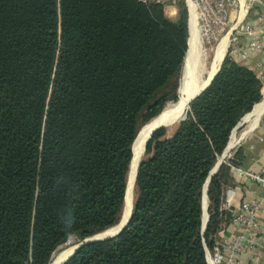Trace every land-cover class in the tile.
Here are the masks:
<instances>
[{"label":"trees","instance_id":"16d2710c","mask_svg":"<svg viewBox=\"0 0 264 264\" xmlns=\"http://www.w3.org/2000/svg\"><path fill=\"white\" fill-rule=\"evenodd\" d=\"M177 8L170 18L138 0H0V264H49L71 236L118 223L137 133L178 97L188 13ZM260 100L255 74L226 55L174 132L147 141L124 228L63 264H207L241 150L205 186L204 230L203 186Z\"/></svg>","mask_w":264,"mask_h":264},{"label":"built area","instance_id":"2783aa9c","mask_svg":"<svg viewBox=\"0 0 264 264\" xmlns=\"http://www.w3.org/2000/svg\"><path fill=\"white\" fill-rule=\"evenodd\" d=\"M138 1L162 5L165 15L170 18L176 17L177 5L184 3L188 13V33L190 19L193 17L194 27L199 29L202 41L213 43L216 47L226 37L224 56L229 53L234 62L246 66L255 74L261 83V100L258 103L264 99V0ZM243 117L231 131L227 147L217 159L220 164L232 158L247 138L248 132L245 130L237 132L241 124L246 123ZM230 166L237 176L245 177L257 186L258 195L243 198L237 207L231 209L228 220L232 227L231 234L214 246L213 255L208 250L206 255L213 256V264H264V163L257 171ZM232 197L230 193L229 199ZM252 255V262L243 260Z\"/></svg>","mask_w":264,"mask_h":264},{"label":"bare ground","instance_id":"6f19581e","mask_svg":"<svg viewBox=\"0 0 264 264\" xmlns=\"http://www.w3.org/2000/svg\"><path fill=\"white\" fill-rule=\"evenodd\" d=\"M188 39V51L183 62L177 100L175 102L168 103L157 117L144 126L140 135L134 141L132 148L133 157L128 169L126 196L122 213L123 217L114 226L104 229V231L94 235L95 238H101L114 234L128 218L133 206L136 167L144 155V143L150 130L159 124H164L165 120L168 121V119H171L174 121L176 118H179L188 108L190 98L200 91L204 86H206L213 74L218 70L227 46L226 37H223L214 48L212 60L210 62V67L207 71V74L203 72L204 68L202 65L203 53L200 43V40L202 42V38L199 29L194 27L193 17H191L189 23ZM261 102L260 104L258 103V105L256 104V107L254 106L253 111H251L252 113L249 112V115L246 114L247 116H244L243 121L248 124L247 129L251 128L255 124L257 117L264 111V101L262 103ZM231 142L232 140L229 142L228 148H230ZM202 209V221L204 223L206 220L205 214L207 210L205 186L203 188ZM74 248L75 246L68 247L56 255V257L53 259V262H56L54 264H60L63 262L72 253ZM207 263L213 264V260L210 256H207Z\"/></svg>","mask_w":264,"mask_h":264},{"label":"crops","instance_id":"0c3cea01","mask_svg":"<svg viewBox=\"0 0 264 264\" xmlns=\"http://www.w3.org/2000/svg\"><path fill=\"white\" fill-rule=\"evenodd\" d=\"M260 115L257 117L255 124L251 128L247 129L248 126L245 128V132H248L247 138L237 149L241 150L240 157H242L241 160H239V166L242 168H249L254 171L259 170L261 165L264 163V111ZM230 176L232 179L231 182L227 186H225L226 188H228V192L226 196H224V203L228 208L230 207L231 209H233L237 207L239 202L245 197H257L258 188L252 181L245 177L237 176V174L232 169H230ZM230 193L233 194L231 200L227 198ZM224 225L225 228L222 227L215 237V241H218L217 244L221 243L231 234L232 227L228 223ZM243 260L252 262L253 255L250 256L249 259L244 258Z\"/></svg>","mask_w":264,"mask_h":264},{"label":"rangeland","instance_id":"374dc122","mask_svg":"<svg viewBox=\"0 0 264 264\" xmlns=\"http://www.w3.org/2000/svg\"><path fill=\"white\" fill-rule=\"evenodd\" d=\"M167 15V14H166ZM200 43H201V48H202V53H203V55H202V65H203V72H205V74H207V71H208V69H209V67H210V62H211V60H212V56H213V50H214V48H215V45L213 44V43H210V42H208V41H202L201 42V40H200ZM227 55L228 56H230L229 55V53H227ZM231 58H232V56H230ZM181 73H182V71H181ZM180 79H181V77H180ZM179 85H180V81H179ZM177 94H178V91H177ZM178 98V97H177ZM171 102H175V101H170V102H168V103H171ZM187 112V111H186ZM186 116V113H183L179 118H176L174 121H172L171 119H168V121L167 122H165L163 125L166 127V134H167V136H169V135H171L173 132H174V130H175V128L177 127V125H178V123L182 120V118H184ZM241 122V121H240ZM247 125L248 124H246V123H242L241 124V126L239 127V129H238V131L237 132H243L244 130H245V128L247 127ZM145 151V150H144ZM132 155H133V150H132ZM146 157V155H145V152H144V155H143V157H142V159L140 160V161H142L144 158ZM220 158V157H219ZM127 176H128V174H127ZM227 189L228 188H226V187H224V189L222 190V195H221V201H220V207H219V210H221V211H223V212H225L226 214H229L230 213V210H231V208L229 207H227L226 205H225V203H224V200H225V197L224 196H226V194H227ZM134 197H135V185H134ZM202 192H203V190H202ZM227 198H229V196L227 197ZM133 202H134V199H133ZM208 203H209V201H208V199H207V207H208ZM202 204H203V198H202ZM123 208H124V206H123ZM123 210V209H122ZM225 213H224V217H223V219H224V221L222 222V225H221V227H220V229L223 227V228H225V225L224 224H227L228 222L226 221L225 222V220H226V218H227V215L225 216ZM121 215H122V213H121ZM121 215H120V218H121ZM207 215H208V213H207ZM120 218H119V221H120ZM118 221V222H119ZM219 229V230H220ZM104 231V230H103ZM100 233V232H99ZM96 235V234H95ZM94 236V235H93ZM83 241V240H82ZM81 242V241H80ZM78 240H77V237H75V236H71L69 239H68V241L65 243V244H63L62 246H60L59 248H58V250L54 253V256L52 257V260L50 261V263L49 264H54V263H56V262H53V259L56 257V255H58L60 252H62L64 249H66V248H68V247H72V246H76L78 243H80ZM218 242V241H217ZM217 242L215 241V243H214V246L215 245H217ZM210 253H212V255H213V253H214V250L212 251V252H210ZM211 254H210V257H213ZM212 259V258H211Z\"/></svg>","mask_w":264,"mask_h":264},{"label":"water","instance_id":"95a60500","mask_svg":"<svg viewBox=\"0 0 264 264\" xmlns=\"http://www.w3.org/2000/svg\"><path fill=\"white\" fill-rule=\"evenodd\" d=\"M187 46H188V39H187ZM187 51H188V47H187ZM187 51H186V53H187ZM186 56V55H185ZM222 60H223V58H222ZM222 60H221V62H222ZM220 65H221V63H220ZM220 65H219V67H218V70H219V68H220ZM217 70V71H218ZM217 71L213 74V76L210 78V80L208 81V83L206 84V86H204L200 91H198L195 95H193L191 98H190V100H189V103H188V107H189V104H190V102L194 99V98H196L209 84H210V82H211V80H212V78L214 77V75L217 73ZM254 108V107H253ZM252 108V109H253ZM163 110V109H162ZM162 112V111H161ZM160 112V113H161ZM159 113V114H160ZM158 114V115H159ZM157 115V116H158ZM156 116V117H157ZM155 118V117H154ZM153 118V119H154ZM153 119H151L150 121H152ZM182 119H184V118H182ZM150 121H148L146 124H148ZM146 124H144L140 129H139V131H138V133H137V136H136V138L140 135V133H141V131H142V129L144 128V126L146 125ZM161 126H164L163 124H159V125H157V126H155L154 128H152L151 130H150V132H149V134H148V136H147V138L145 139V143H144V150H145V146H146V143H147V141L151 138V136H152V134H153V132L157 129V128H159V127H161ZM136 138H135V140H136ZM134 140V141H135ZM134 144V143H133ZM227 147V146H226ZM225 147V148H226ZM132 148H133V145H132ZM133 150V149H132ZM225 150V149H224ZM132 157H133V155H132ZM132 160V159H131ZM140 162L141 161H139V163L137 164V167H136V173H137V169H138V167H139V165H140ZM220 165V161H217L216 163H215V165H214V167L211 169V171H210V173H209V175H208V177H207V179H206V181H205V183H204V186H206V191H207V184H208V182H209V179H210V177L216 172V170H217V168H218V166ZM135 178H136V174H135ZM204 186H203V188H204ZM125 196H126V194H125ZM202 198H203V192H202ZM124 202H125V200H124ZM201 205H202V199H201ZM133 207V206H132ZM131 211H132V208H131ZM131 211H130V214H129V216H128V218L125 220V222H124V224L123 225H121L120 227H119V229L114 233V234H112V235H109V236H104V237H99V238H95L94 236H92V237H89V238H86V239H84L83 241H81L80 243H78L76 246H75V248H74V250L72 251V253L63 261V262H61L60 264H63V263H65L68 259H69V257H71L72 256V254L79 248V247H81L82 245H85V244H88V243H91V242H93V241H98V240H104V239H108V238H111V237H113V236H115L116 234H118L123 228H124V226L126 225V223L128 222V220H129V218H130V216H131ZM122 213H123V210H122ZM202 213H203V209H202ZM123 217V214L121 215V218ZM120 218V219H121ZM207 218H208V215H207V217H206V220H205V222L202 224V230H204L205 229V225H206V222H207ZM203 222V221H202ZM206 261H207V255H206ZM208 264V263H207Z\"/></svg>","mask_w":264,"mask_h":264}]
</instances>
